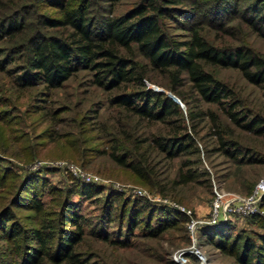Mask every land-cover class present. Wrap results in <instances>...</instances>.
<instances>
[{
    "label": "trees",
    "instance_id": "16d2710c",
    "mask_svg": "<svg viewBox=\"0 0 264 264\" xmlns=\"http://www.w3.org/2000/svg\"><path fill=\"white\" fill-rule=\"evenodd\" d=\"M22 1L0 0V37L12 44L10 50L0 51V57L11 50H26L27 62L18 79L26 86L42 83L48 90L62 88L80 70L93 72L94 84L110 94L112 106L122 109L127 118L130 116L131 120L138 119L147 128H154L137 133L139 135L124 131L122 139L115 141L112 150H106L104 154L165 199L182 203V188L199 181L202 176L191 169V164L181 165L171 174L174 161L184 154L198 153V150L188 132L181 105L165 91L176 95L188 106L182 91L188 80L200 102L228 106L226 114L231 122L264 136V118L250 117L239 111L242 102L233 90L206 69L207 66L237 69L250 83L264 89V57L245 46L213 45L194 25L187 27L188 39H175L163 23L166 18L175 19L179 10L187 13L181 8L186 0H141L123 15L116 16L110 10L99 19L91 16L93 0H43L56 13H39L37 25L32 30L28 23L32 13H22ZM189 1L194 11L201 9L203 0ZM220 1L223 11L238 10V2ZM247 10L252 14L244 15V22L264 35V1L254 0ZM189 13L193 14V11ZM220 29L227 34L232 32L225 26ZM9 64V58L4 57L0 61L1 70L8 71ZM150 83L162 90L150 88ZM201 115L206 113L201 111ZM194 120L190 113L188 121L193 123ZM224 145L237 148L231 142ZM225 150L233 157L238 153L237 149ZM158 159L165 161L166 171L158 170ZM15 177L14 173L0 169V187L8 186L7 181ZM25 184L18 189L19 196L13 206L33 211L38 225L27 231L9 210L5 222L10 227L0 228L8 239L14 241L23 237L25 240L31 236L35 242L34 247L28 248L23 262L15 264H100L93 256L78 249L84 243L87 231L78 204L70 203L69 198L78 195L93 199L103 190L97 185L79 183L64 195L55 217L50 215V219L41 220L47 215L40 198L45 191V182L42 177H37L28 188ZM54 189L52 192H61ZM27 192L30 195L26 201L20 202L19 198ZM103 204L106 224L119 222L121 237L112 240L122 247L128 246L127 239L122 237L127 236L123 235L124 230L134 236L143 224V233L152 239H160L169 230H178L180 224H186L188 232L189 217L167 206L157 208L143 199L126 200L114 192L105 195ZM249 221L264 228L262 217L254 216ZM233 229V224L228 222L202 228L200 233L222 253L233 257L234 264H264V233L256 238L239 233L234 236ZM98 234L96 232L100 239L112 242L109 233Z\"/></svg>",
    "mask_w": 264,
    "mask_h": 264
},
{
    "label": "rangeland",
    "instance_id": "374dc122",
    "mask_svg": "<svg viewBox=\"0 0 264 264\" xmlns=\"http://www.w3.org/2000/svg\"><path fill=\"white\" fill-rule=\"evenodd\" d=\"M140 1L93 0L91 16L99 19L108 15L110 10L120 16L136 7ZM234 1L238 2L236 12L231 11V8L227 12L223 11L220 0H203L201 9L194 11L191 2L186 0L181 8L186 9L187 13L179 10L175 19L164 20V27L175 39L184 41L190 37L187 27L194 25L213 45L245 46L264 57V35L243 20L244 15L252 14L247 8L254 0ZM22 2V13H32L28 22L31 30L37 25L39 13H56L43 0ZM221 26L232 32L225 33L220 29ZM11 46L0 37V51L10 50ZM4 55L0 61L4 57L9 58L11 64L8 71L0 68V169L1 172L8 170L16 177L7 181L8 186L0 187V228L9 229L10 224L5 222L9 210L14 214L15 221L27 231L38 225L33 211L13 206L19 196L18 189L25 182L28 188L34 178L42 177L45 182V191L40 198L45 204L47 215L41 220L55 217L61 209L64 195L73 186L79 183L85 186L97 185L103 191L93 199L78 195L69 198L70 203L78 204L87 231L85 241L78 249L93 256L97 263H235L233 257L222 253L207 241L200 230L196 239L197 248L203 257L196 255L193 250L194 237L189 230L186 232V224H180L178 230L167 231L160 239L146 236L143 233L144 224L139 226L134 236H129L125 229L123 235L127 236L122 237L127 239L128 246L122 247L113 241L121 237L118 234L119 222L116 220L112 225L106 224L103 200L108 193H119L126 200L143 199L157 208L167 206L187 215L180 210L185 208L192 211L194 219L205 221L210 216L215 187L227 193L245 196L264 178L263 135L231 122L226 114L228 106L200 102L188 80L182 90L189 102L188 106L179 97L163 89L181 105L188 132L193 136L198 150V153L184 154L174 161L171 174L186 164H191V169L202 174L199 181L182 188V203L172 198L165 199L164 195L153 191L133 173L120 168L109 155L104 154V151L112 150L115 141L122 139L124 131L139 135L137 133L149 132L154 128H147L145 123L141 124L135 118L131 120L130 116L127 118L122 109L112 106L110 94L94 84L93 72L80 70L59 89L48 90L42 83L26 86L18 77L26 65L28 52L11 50ZM206 69L233 90L236 98L242 102L239 111L250 117L264 118L263 88L250 83L237 69L212 66ZM149 86L162 90L155 84L150 83ZM201 111L206 115L199 116ZM190 113L195 118L193 123L188 121ZM228 142L236 144L237 148L224 145ZM226 148L231 151L237 149L238 153L233 157L226 152ZM157 168L166 171L165 161L158 159ZM87 177L91 180L88 181ZM52 188L61 192H52ZM28 195L29 192L23 194L19 198L20 202L26 201ZM261 207L263 212L251 217L264 218V202ZM188 217L190 221L191 217ZM251 217H234L228 221L234 226V236L239 233L256 238L258 234L264 233V228L249 221ZM96 232L100 233L98 235L109 233L112 242L100 239ZM23 239L13 241L0 231V264L23 262L29 253L28 248L35 246L31 236Z\"/></svg>",
    "mask_w": 264,
    "mask_h": 264
},
{
    "label": "built area",
    "instance_id": "2783aa9c",
    "mask_svg": "<svg viewBox=\"0 0 264 264\" xmlns=\"http://www.w3.org/2000/svg\"><path fill=\"white\" fill-rule=\"evenodd\" d=\"M87 180L91 179L87 177ZM264 202V178L254 187L251 193L241 196L235 193H227L215 187L211 205L210 216L207 220H197L192 217V211L185 208L180 210L191 217L188 222V230L194 237L193 250L198 256L203 257L197 248L196 234L204 227H215L232 220L234 217L248 218L261 214L262 203Z\"/></svg>",
    "mask_w": 264,
    "mask_h": 264
}]
</instances>
